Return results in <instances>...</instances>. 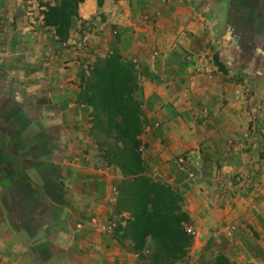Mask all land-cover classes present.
<instances>
[{
    "label": "rangeland",
    "instance_id": "374dc122",
    "mask_svg": "<svg viewBox=\"0 0 264 264\" xmlns=\"http://www.w3.org/2000/svg\"><path fill=\"white\" fill-rule=\"evenodd\" d=\"M93 1V14L83 18L78 10L79 19L71 28L68 41L57 42L53 29L46 27L43 22V11L52 1L0 0V91L10 94L11 99L16 98L18 103L12 100L13 108L16 107L32 120L36 119L41 110L51 111L57 106L49 96L50 92L56 90L66 93V97L62 98L63 103L84 105L78 97L80 70L87 69L97 58H104L112 50L118 49L124 58L134 63L137 72L138 90L134 96L140 104L145 121L139 151L146 175L168 184L179 193L168 182L173 175L195 197H199L204 190H211L218 181L224 191L232 190L240 194L248 192L249 195L255 184L262 185V177L255 178L252 170L255 169V174H258L256 169L259 174H264V161L261 164L259 162L258 168L246 167L239 171L242 163H233L227 155L223 157L221 153L218 158L220 162L209 159L206 151L209 147L203 138L210 131L194 129V138H202V142L192 148L195 151L193 154L180 148L183 153L170 158L163 154V150L170 152L177 149L173 135L180 133L181 125L193 130L194 127L220 122L222 119L216 114L219 110L222 113L224 111L222 118L228 122L247 123L246 129L238 132L243 138L254 142L260 154L264 155V41L257 37L251 40L254 32L250 31L238 35L239 26L235 25L233 18L219 36L210 38L212 42L208 44L209 50H202V47L192 49V44L188 43L193 37L190 32L184 40L177 42V46L170 42L167 44L165 53H171L172 56L166 59L169 58L168 63L174 67L162 68V79L155 65L145 67L142 59L149 55L152 64L160 55L161 50L156 41L158 33L153 25L156 22V11L168 10L172 5L165 0H103L101 7H98L97 1ZM240 11L244 13L245 10ZM236 12L239 11L231 9L232 14ZM251 22L250 13L241 21L248 30L252 28ZM262 23L255 21V29L261 31ZM216 56L226 65L228 72L218 69ZM208 58H211L209 65L205 63ZM200 60L201 64L197 65ZM206 75H210V80H206L211 81L210 84L203 82ZM151 89L153 92L155 90L157 97L153 94L144 100V91ZM219 89L223 97L218 96ZM85 106L90 112L86 135V148L89 150H84V153L96 169L109 168L120 176L111 188L115 199L113 205L110 200L108 202L112 207L109 208L106 226L109 241L121 251L120 255L113 259L111 256L104 258V253L92 247L87 253L81 252L70 259L60 257L50 261L39 259L26 262L22 254L17 257L18 250L0 235V264H73L70 260H75V264H149L146 256L150 255V249L131 252L126 248L129 245L127 240L116 241L120 233L116 236L115 231L125 224L128 217V213L116 209L119 195L117 187L124 177L117 166L103 159L98 148L99 139L91 131L92 108ZM162 125L166 126L164 131L157 132V128ZM147 133L153 134V141L143 137ZM180 145L182 143L179 142ZM91 148L93 151H90ZM233 148L234 140L229 139L221 151L230 155ZM231 198L236 197L232 195ZM200 211L206 214L208 209L204 210L201 206ZM186 225L194 229L195 235H191L193 241L186 257L175 264H197L202 257L211 259L223 254L216 247L210 246L209 231L204 227L194 225L191 220ZM122 243L125 247L121 246ZM256 250L259 248L251 241L248 247L233 250L236 261L228 258L232 264H258L252 260V256H248ZM59 254L64 255L65 252L60 251Z\"/></svg>",
    "mask_w": 264,
    "mask_h": 264
},
{
    "label": "crops",
    "instance_id": "0c3cea01",
    "mask_svg": "<svg viewBox=\"0 0 264 264\" xmlns=\"http://www.w3.org/2000/svg\"><path fill=\"white\" fill-rule=\"evenodd\" d=\"M165 1L172 5L171 8L156 11V22L153 24L158 33L156 41L160 55L152 64L151 56L142 59L145 67L155 65L159 76L162 68L174 67L168 63L169 58L166 59L172 56L165 53L169 42L177 46V42L192 32L193 37L188 40L191 48L209 50L210 38L219 36L227 29L232 18L239 26L238 35L250 31L254 32L251 40L257 37L264 41V21L261 31L255 29L254 14L250 30L241 23L246 16V11L240 5L244 0ZM196 2L198 8L194 5ZM79 5L78 10L83 18L93 14V0L83 1ZM237 7L244 13L239 10L232 14L231 9L237 11ZM198 39H202L200 43ZM210 59L206 60L207 65ZM202 60L197 61V65ZM209 77L204 76L203 82L210 84L211 81H206ZM154 92L152 89L145 90L144 100L153 94L157 97ZM222 93L219 89L218 96L223 97ZM65 94L62 90L50 92L49 96L57 106L51 111L41 110L39 116L32 120L16 107L13 108L10 94L0 91V235L18 250L17 257L22 254L26 262L39 259L50 261L60 257L70 259L81 252L87 253L92 247L104 253V258L111 256L113 259L121 252L109 241L106 233L109 208L112 207L108 202L110 200L113 205L115 199L111 188L120 176L112 169H96L91 164L89 156L84 153V150H89L86 148V135L90 109L77 103H63ZM217 113L222 119L220 122L194 127L193 130L179 126L180 133L173 135L177 149L170 152L163 150V154L170 158L179 156L182 150L193 154L195 151L192 148L202 142V138H194L193 131L203 129L210 131L203 138L209 147L206 150L209 159L218 160L222 153L233 163H242L239 171L246 167L258 168L259 162L264 161V155L260 154L254 142L239 133L246 129L247 123L228 122L222 118L224 111L218 110ZM165 127H158L157 132L161 133ZM234 132L238 134L237 137ZM151 135L147 133L143 137L153 141ZM228 138L234 140L230 155L221 151ZM179 142L182 145L179 146ZM254 170L252 175L262 177V185L255 184L250 195L248 192L224 191L217 180L211 190H204L199 197H195L190 195L192 192L186 189L183 182L180 183L179 178L172 175L168 182L182 196V209L191 222L209 231L211 247H216L220 253L236 261L233 250L248 247L252 241L259 250L248 256H252L254 262L264 264V174H259L257 169L258 174H255ZM232 195L236 198H231ZM201 206L204 210L208 209L206 214H201ZM60 251L65 254H59ZM70 261L75 264V260Z\"/></svg>",
    "mask_w": 264,
    "mask_h": 264
},
{
    "label": "trees",
    "instance_id": "16d2710c",
    "mask_svg": "<svg viewBox=\"0 0 264 264\" xmlns=\"http://www.w3.org/2000/svg\"><path fill=\"white\" fill-rule=\"evenodd\" d=\"M50 1L52 4H47L43 11L44 25L53 29L57 42L68 41L70 30L79 19L78 6L84 0ZM96 1L101 7L103 0ZM194 5L199 7L197 2ZM240 5L246 14L255 15L254 20L264 21V0H244ZM215 64L220 71L228 72L217 56ZM78 76V97L92 108L91 131L99 139L102 157L117 166L124 177L117 187L116 209L128 213V217L115 231L116 236L120 233L116 241L127 240L126 248L131 252L150 249L146 256L149 264H175L183 260L193 241L185 231L190 219L182 209L180 194L146 175L139 151L145 121L134 96L138 90L134 63L114 49L87 69H81ZM15 99L11 100L18 103ZM121 246L125 247L123 243ZM197 264L232 263L224 254H218L211 259L202 257Z\"/></svg>",
    "mask_w": 264,
    "mask_h": 264
},
{
    "label": "built area",
    "instance_id": "2783aa9c",
    "mask_svg": "<svg viewBox=\"0 0 264 264\" xmlns=\"http://www.w3.org/2000/svg\"><path fill=\"white\" fill-rule=\"evenodd\" d=\"M185 231L190 235H195L194 229L192 227H188L187 225H185Z\"/></svg>",
    "mask_w": 264,
    "mask_h": 264
}]
</instances>
